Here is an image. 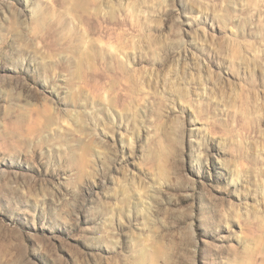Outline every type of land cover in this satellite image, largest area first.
Segmentation results:
<instances>
[{
	"label": "rangeland",
	"instance_id": "obj_1",
	"mask_svg": "<svg viewBox=\"0 0 264 264\" xmlns=\"http://www.w3.org/2000/svg\"><path fill=\"white\" fill-rule=\"evenodd\" d=\"M0 264H264V0H0Z\"/></svg>",
	"mask_w": 264,
	"mask_h": 264
}]
</instances>
